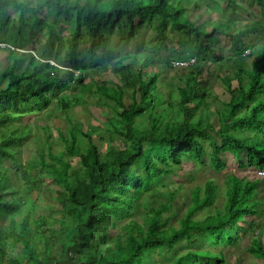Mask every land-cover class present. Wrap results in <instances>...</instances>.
Returning a JSON list of instances; mask_svg holds the SVG:
<instances>
[{"label": "trees", "instance_id": "16d2710c", "mask_svg": "<svg viewBox=\"0 0 264 264\" xmlns=\"http://www.w3.org/2000/svg\"><path fill=\"white\" fill-rule=\"evenodd\" d=\"M220 1L235 3L0 0V35L12 33L6 37L11 45L0 48L11 60L0 70V191L9 181L2 172L3 162L8 160L15 169H24V196L51 183L58 188L56 200L62 208L60 215L49 212L32 219L33 205L17 190L8 188L10 203H2L0 195V222L9 218L0 227V264H158L154 256L163 257L165 252L170 255L169 264H224L221 254L193 250L191 245H232L235 235L247 230L251 233L247 251L264 262L258 238L264 235V193L258 181L233 176L223 185L221 208L211 209L220 188L208 180L189 193L188 206L178 217L177 227L163 216L175 201L178 189L172 179L184 161L202 166L207 154L217 171L224 170L220 142L235 150V161L236 155L245 153L256 170L264 167V20L243 19L235 11L234 20L213 18ZM246 1L249 6L264 8V0ZM9 8L26 13L17 26L7 14ZM189 8L194 12L204 9L191 17ZM44 11L51 15H42ZM202 13L206 17L199 21ZM57 25L61 27L58 30ZM66 25L65 39L61 35ZM37 29L46 31L42 51L37 55L24 53L25 36ZM140 29L151 30L153 36L143 46L148 55L142 58L140 68H135V56H119L107 35L117 32L123 41L135 38ZM215 36L228 39L226 55H217ZM80 45L85 47V56L79 53L80 60L74 61L70 57L78 55ZM188 46L193 50V63L182 66L184 73L179 77L181 86L177 87L178 103L174 107L163 96L152 95L160 81L158 73L144 74L141 70L154 63L159 69H173L172 65L188 59ZM171 52L181 62L172 61ZM61 53L72 65L66 73L60 67ZM97 53L111 57L104 64L117 78L111 90L108 81L96 82L94 90L92 82L83 84L85 76L103 68ZM251 57L254 59L247 68L246 61ZM209 65L216 66L215 76L227 100H216L213 109L196 117L208 95ZM76 85L89 96L97 94V104L109 106L106 102H110L117 107H110L113 116L104 120L108 145L97 147L93 134L83 125L79 133L76 128L65 133L58 130L63 154L78 160V168L72 169L67 160L51 153L45 126L44 140L33 148L36 156L24 166L19 164L13 148L24 145L28 136L25 127L17 126L8 133L3 130L26 115L48 110L53 103L66 112L81 102L80 98L70 100L64 95L68 88L74 91ZM125 95H129L128 103L123 102ZM213 116L218 122L216 129L209 121ZM238 163L241 168L245 166ZM21 207L24 209L19 212ZM140 208L137 222L133 217ZM15 215L21 218L15 220ZM123 222L122 233L108 236L109 229ZM104 237L109 244L101 247L98 242Z\"/></svg>", "mask_w": 264, "mask_h": 264}, {"label": "rangeland", "instance_id": "374dc122", "mask_svg": "<svg viewBox=\"0 0 264 264\" xmlns=\"http://www.w3.org/2000/svg\"><path fill=\"white\" fill-rule=\"evenodd\" d=\"M19 1L23 2L25 0ZM210 7L212 8L213 4L210 5ZM202 9L204 8H201L197 12H194L193 8H189L188 12L190 13L191 17H196L197 14L203 12ZM213 11V18L218 17L221 19L227 18L234 20L236 13L237 15H241L243 19L257 18L264 20V8L260 6L258 7L257 5L249 6L246 0H235V3L232 5L220 1L218 9L214 7ZM7 14L10 16L16 26L18 25L19 18L26 15L25 12L21 13L12 8H9L7 10ZM42 15H46L48 17L51 15V13L44 11L42 12ZM201 15L202 17L199 19V21H203V19H205L206 17L204 13H202ZM55 28L56 30H58L61 27L60 25H57L55 26ZM64 29L65 31H63L61 36L66 39L68 38V32L66 30L69 29V25H66ZM138 33L139 34L135 38L125 39L123 41L119 40L118 36L116 35L117 32H114L111 35H107V37L110 38V42L119 56H135V60L133 62L135 64V68H140L142 64V58L145 59L148 55V53L143 50V46L147 45L146 43L148 39L153 36V32L149 29H140ZM9 34L11 35L12 33L1 34L0 42L6 40V37ZM45 38L46 31L44 29H37L36 31H34V34L32 33V35H26L24 40L26 51L24 53H34L36 55L37 53H40L43 49ZM4 42L5 43L0 44V48L2 49L5 48L7 44L11 45V43L7 40ZM262 42H264V37L262 39ZM228 47V39H224L223 37L219 36H215L213 38V48L217 51V55H226ZM84 48L85 47L82 45L78 46L76 49V54L78 55L76 56L72 54L71 57H69L74 61H79L81 55L82 57L85 56ZM173 48L177 50L178 47L176 44H173ZM63 49H65V46H63ZM185 51V54L188 57L185 62L192 60V47L188 46ZM79 53L81 55H79ZM7 56V52H5L4 50H0V70H3L10 65L11 60H9ZM95 56L101 62L103 68L102 70H100L102 72L100 71L98 73V70L92 71L90 75L84 77L83 84L92 82V89L94 90V85L96 84V82L108 81L110 82V84L107 86V88L111 90L113 84L117 83V78L112 74V69L110 67H108L107 65L104 66V64L108 63L107 60L111 57L105 58L102 53H97ZM170 56L173 58L172 61L181 62L179 60H176V53L171 52ZM66 58L67 57H64V54L61 53L59 60L60 62H62V64L60 65V67L63 68L62 72L64 73L72 69V65L70 64L69 59ZM253 59L254 58L251 57L246 61L247 68L250 67ZM157 61L158 60L156 59L155 62ZM25 63L26 59L23 61V64ZM172 68L173 69L171 70H167L165 67L159 69L157 63H154L151 68L142 69L141 71L144 72V74H153L155 72L158 73L160 81L157 86V91L153 92L152 95L163 96L166 101H169L174 107H176L178 103L177 87L181 86L179 77L183 75L184 70L182 66L172 65ZM208 72H211L210 77L208 76V95L197 110L195 115L196 117H202L208 109H213L215 105L218 104L216 100H227V94L223 90V85L221 84L218 77L215 76L217 74L216 66L209 65ZM62 78H65V76H63ZM232 84L235 85L234 81L232 82ZM82 91L83 90L81 89V87H79V85H76L74 91L69 88L64 91V95L68 96L70 100H74L76 97L80 98L81 100V102L78 101V103H74L66 112L62 111L56 103H53L48 110L26 115L13 124L8 125L3 130L4 132L8 133V131L16 128L17 126L25 127V133L28 136L24 145H16L13 148L14 151H16V159L18 160L19 164L24 166L26 161L36 156L35 149L33 148L37 146L38 142L44 140L45 133L42 128L45 126L48 127L50 141L52 143L51 153H53L55 156L58 155L67 160L70 163L72 169L78 168V160L69 157L66 154H63V144L58 138V130H60L62 133H65L72 128H76V131L79 133L78 130L81 125H83L86 130L90 131L93 134L92 140L97 147L99 146V144H104L105 146L108 145L107 138L109 137V134L103 130L105 127L104 120L107 117L113 116L111 108H114L116 110L118 109L114 104L106 101L105 102L108 103L109 106L99 105L96 103L98 97L97 94L89 96L87 92ZM128 96L129 95L124 96V103H128L130 101ZM136 97L138 99V96ZM209 121L212 128L216 129L218 127L216 116L211 117ZM217 139L218 138L216 137V141H218ZM220 148L221 152L223 153L222 157L225 160V168L223 171L219 172L216 170V167L210 162L207 154H205L202 159V166H199L190 161H184L180 169L175 171V176L172 179L175 182L174 187L178 189L175 193V201L172 208L163 215L169 220L168 222L170 225L177 227L178 217L186 211V207L188 206L185 204L189 202V193L193 188H195L196 186H202L208 180H212L220 188L218 196L211 209L221 208L224 200L222 196V188L224 187L223 185L226 184L233 176L260 182L259 190L264 193V167L260 170H256L254 166L250 165L249 159L247 158L246 154L239 153L238 155H236L238 157V161L245 165L241 168L238 166V161L234 160V149L223 146L222 142H220ZM100 151L101 153L104 152L102 148ZM2 172L6 173L9 176L8 184L2 187L0 191V195L3 200L2 203L11 202V195L8 191V188H13L20 193V196H24V191L27 186L26 178H24L23 176L24 169H15L14 165H12L10 161L5 160L3 162ZM57 191L58 188L56 186L52 185L51 183H45L41 186V189L39 191L33 190L31 195L24 196L25 200L33 205V212L31 215L32 219L44 216L49 212H55L57 215H60L62 208L56 200ZM23 209L24 207H21L19 212L23 211ZM141 211L142 209L140 208L139 211L134 214L133 218L137 222H140V217L138 216V214L141 213ZM2 213L3 211L0 210V216L2 215ZM20 216L15 215L14 219L19 220L21 218ZM253 219L254 218H247V220ZM8 220V217L4 218V221L0 222V227L5 226L8 223ZM52 225L56 226L57 222L52 221ZM123 225L124 222L119 223L117 228L114 230L109 229L108 236H114L115 234L121 232V226ZM246 226L247 225H245V227ZM250 237L251 233L247 230L235 235V243L232 245L224 244L211 247L206 243L198 242L197 245H191L190 248L198 251H209L216 255L221 254L223 256L224 264H264L261 259L253 258L252 255L247 251V248L249 247ZM258 238L260 240L261 246L264 249V235L262 236L261 234L260 236H258ZM98 244H100L101 247H104V245L109 244V241H107L104 237L100 242H98ZM169 256L170 255L165 252L163 254V257H159L156 255L154 257L158 261V264H169Z\"/></svg>", "mask_w": 264, "mask_h": 264}, {"label": "built area", "instance_id": "2783aa9c", "mask_svg": "<svg viewBox=\"0 0 264 264\" xmlns=\"http://www.w3.org/2000/svg\"><path fill=\"white\" fill-rule=\"evenodd\" d=\"M191 63H193V60H189L188 62H181V63H176V66H188Z\"/></svg>", "mask_w": 264, "mask_h": 264}, {"label": "clouds", "instance_id": "9594fccd", "mask_svg": "<svg viewBox=\"0 0 264 264\" xmlns=\"http://www.w3.org/2000/svg\"><path fill=\"white\" fill-rule=\"evenodd\" d=\"M186 62H188V61H186ZM189 66V65H188Z\"/></svg>", "mask_w": 264, "mask_h": 264}]
</instances>
